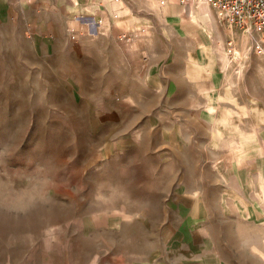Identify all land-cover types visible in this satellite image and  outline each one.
<instances>
[{
	"label": "rangeland",
	"instance_id": "1",
	"mask_svg": "<svg viewBox=\"0 0 264 264\" xmlns=\"http://www.w3.org/2000/svg\"><path fill=\"white\" fill-rule=\"evenodd\" d=\"M32 16L0 15V264H264V177L211 144L223 133H174L192 122L182 104L217 121L244 97L254 108L264 54L217 20L218 100L192 103L185 82L167 101L146 85L148 35L54 22L42 36Z\"/></svg>",
	"mask_w": 264,
	"mask_h": 264
},
{
	"label": "crops",
	"instance_id": "2",
	"mask_svg": "<svg viewBox=\"0 0 264 264\" xmlns=\"http://www.w3.org/2000/svg\"><path fill=\"white\" fill-rule=\"evenodd\" d=\"M158 8L160 13L153 12L151 0H0V15H36L35 18L29 17V26L33 29L46 17L47 29L42 36L56 34L52 28L54 22L75 26L80 35L101 30L103 34L121 39L143 32L144 37L148 35L144 46L147 55L144 64L148 70L146 85L159 92L161 100L165 98L168 101L169 94L175 93V101L183 103L184 99L179 97L180 86L185 82L188 85L197 83L198 90L194 88V91L198 93L197 97L196 92L191 95L192 103L212 105L218 100L214 92L217 66L220 64L216 44L219 39L223 40L224 33L216 16L206 10L207 7L191 10L175 1H166ZM188 9L191 12L186 14ZM99 19H102L101 24L96 23ZM222 27L229 30L223 24ZM34 31L40 34L37 29ZM261 95L255 98L254 108H248L247 98L244 97L238 105L227 107L218 121L216 115L203 117L200 112H190L192 105L177 106L176 113L180 115H175L176 119L186 117L192 122L188 125L175 122L176 144H183L180 139L185 133H223L226 140L211 144H218L220 150H228L225 154L228 161L234 160L238 153L242 157L241 163H244L239 167H245L246 172L253 173L254 177H264V91ZM228 98L237 101L232 94ZM239 133L244 136L240 138V143H233L237 148L232 147V135ZM251 141H255L254 147H249ZM233 165L237 166L234 162L229 166ZM229 177L239 176L232 171Z\"/></svg>",
	"mask_w": 264,
	"mask_h": 264
},
{
	"label": "built area",
	"instance_id": "3",
	"mask_svg": "<svg viewBox=\"0 0 264 264\" xmlns=\"http://www.w3.org/2000/svg\"><path fill=\"white\" fill-rule=\"evenodd\" d=\"M162 4L165 0H160ZM180 4H207L215 13L217 20L232 32L247 37L250 47L257 54H264V0H178ZM102 23V19L96 21ZM78 31L70 29L71 38ZM229 41L231 46L234 43Z\"/></svg>",
	"mask_w": 264,
	"mask_h": 264
},
{
	"label": "bare ground",
	"instance_id": "4",
	"mask_svg": "<svg viewBox=\"0 0 264 264\" xmlns=\"http://www.w3.org/2000/svg\"><path fill=\"white\" fill-rule=\"evenodd\" d=\"M205 7V6H204ZM206 8V7H205ZM209 8V7H208ZM208 8H206V10H208ZM205 12H207L205 9H203ZM227 63V62H226ZM228 64V63H227ZM225 70V69H224Z\"/></svg>",
	"mask_w": 264,
	"mask_h": 264
}]
</instances>
